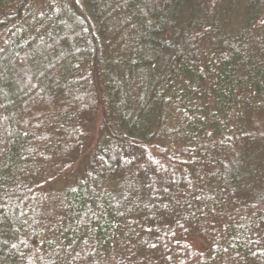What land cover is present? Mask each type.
<instances>
[{"label": "trees", "instance_id": "trees-1", "mask_svg": "<svg viewBox=\"0 0 264 264\" xmlns=\"http://www.w3.org/2000/svg\"><path fill=\"white\" fill-rule=\"evenodd\" d=\"M0 264H264V0H0Z\"/></svg>", "mask_w": 264, "mask_h": 264}]
</instances>
